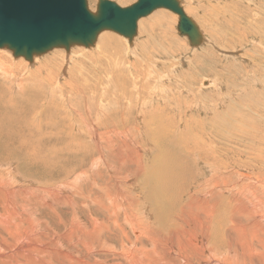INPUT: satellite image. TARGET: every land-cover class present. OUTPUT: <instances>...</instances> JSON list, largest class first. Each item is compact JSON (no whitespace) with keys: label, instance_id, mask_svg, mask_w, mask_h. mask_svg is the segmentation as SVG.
I'll list each match as a JSON object with an SVG mask.
<instances>
[{"label":"bare ground","instance_id":"obj_1","mask_svg":"<svg viewBox=\"0 0 264 264\" xmlns=\"http://www.w3.org/2000/svg\"><path fill=\"white\" fill-rule=\"evenodd\" d=\"M246 1L249 2L250 5L255 6V9H253V13L248 11L247 15L245 10L240 11L242 20L240 17L239 19L237 18V30L233 29L236 30V34L240 38V40H238L239 46L242 47L246 45L244 40L250 38L249 41H254L258 44L252 46L256 48L264 47V35L261 32L262 30L258 27L259 24H262L264 15L261 20L259 16L261 14L259 13L258 15L256 9L260 8V5L263 4L260 3L259 0H257V3L255 0ZM199 2L201 1L197 0L198 5L203 4ZM206 2H204L202 7L205 6V10H208ZM211 2H213L212 7L217 11V14L220 12L215 6L219 3L221 4L219 6L220 11H229V9L223 8H230V10L237 11V5L231 4L229 7L230 4H227L229 2H226V0H211L210 3ZM257 5L259 6L257 7ZM247 7L248 9H251L249 6ZM198 10L197 7L193 8V13L196 14L195 11ZM205 10L202 11L203 16L200 17L203 24L207 18ZM210 13L211 12H209V14ZM156 16V22L162 19L158 18V15ZM230 16L231 15H229V17ZM204 25L207 26L208 23ZM235 25L236 24H231V30L232 28H235ZM248 27L249 29H247ZM208 34L209 33H207V35ZM236 34L231 31L232 36H236ZM115 36L108 33L101 35L99 39L105 43L98 42V51L110 52L112 39H114ZM213 38H216L215 35H213ZM119 40L117 41V44H120ZM206 41L207 39L204 38L202 43H205ZM234 42V39H232L231 44ZM144 49H147V47ZM131 51L135 52L136 50L135 48L130 49L128 53H131ZM6 52H9L6 51V48H0V79L4 82L10 83L9 86L11 88V93L16 96H23L25 94L31 95L30 92L32 91L27 92L25 90L28 82L23 78L22 75L24 74L33 76L34 80L40 85V90L37 91L41 93L44 92L47 95V98H44L45 101L49 100L51 96L59 97L60 93L59 95L57 94L58 90L60 92V90L67 85H69V93L70 90L74 93L81 92V87L75 80L80 79L81 72H89L91 69L90 67L87 68L86 64L84 65L82 63V66L80 63L73 62L72 54L71 52L69 53V51L66 53L67 55L63 54L62 51L53 52L52 56L56 60L55 64H61L59 74H57V67H49L48 69H40L39 65L35 67V64H37L40 58H34L27 66L24 65V59H22V64L17 65V60H20L21 57H16L15 60H12L9 57L10 55L8 56ZM93 54L96 56L100 55L97 52L89 53V59H96V64L92 65H95V68L105 66V64H97L100 62L101 56L92 57ZM82 55L86 56L84 53H82ZM121 55H123V53H121ZM145 55L146 57L149 56L147 52ZM11 57L13 58L12 54ZM102 57H104L105 60L107 59V56L102 55ZM254 60L258 61L259 58H255ZM121 61H124L123 57H121ZM130 62H127V64H132ZM260 63L262 65L261 61ZM69 64L73 65L70 67ZM133 64H137V62H133ZM199 71L202 73L205 71V68L201 66ZM253 71L256 74L259 69L254 68ZM16 74H20L19 77H17ZM217 75L220 76V74ZM165 77H167V75H161L157 82H154L147 87L144 82L150 78L149 73L144 75L141 84L139 86L137 85V87L136 79L132 81L131 86H133L134 83L135 89H137L139 95L142 97L137 104L139 111L138 116L145 110L146 106L152 105L153 100H163L164 96H166V92L169 93L170 90L161 85L162 81H166ZM67 79L69 80L66 81ZM177 81L180 82L181 80ZM213 81L214 80H212V82ZM191 83L192 81L189 85ZM204 84L208 86V81H204ZM210 86L211 85L209 84V87ZM150 87H153L152 93L149 92ZM183 87L186 88L185 93H187L188 96H192V104L194 103V105L188 104L189 110L202 108L206 105V103L203 105V102L205 101H203V98L199 93H195L196 91L194 92L186 86ZM245 89L248 90L246 87ZM37 91H35V93L33 92V95H31L32 98L35 99V102L34 100L31 101L32 99L29 101L37 103L36 100L39 97ZM191 91L194 93L190 94ZM143 93L149 94L148 96L151 99L147 100V96L144 97ZM135 96L138 99V96ZM174 99L176 100L177 98L174 97ZM9 100L11 103H9ZM21 100L23 99H20V101ZM59 100L63 104H66L67 102V99L62 96L59 97ZM178 101L179 100L176 101V108L183 113L184 110H182V108L185 107V105L180 104ZM5 103L9 108L11 105L17 107L19 102L17 100L15 103V100L10 97ZM51 105L52 102L48 104L44 102L42 107L43 112H36L34 117L30 119V122L36 125L39 113L41 112V114H44V112H47L45 126L48 129L53 130L55 122L52 115V111L54 110ZM68 106L69 109H72L71 104ZM97 117L98 119L95 121L98 123H101L102 120L106 118L104 112H99V116ZM161 118L162 117L152 118L149 116L148 124L150 121L158 119V123H155L159 125L162 123L160 121ZM168 119H171V117ZM101 124L105 125L106 122ZM89 125L90 126L87 130L90 132L91 138L88 141L89 143L90 141L94 142L95 146L93 147L96 148L98 153V158L93 163L92 170L99 169L101 165L108 166L109 168L107 167V169H110L112 172L117 169V167L114 169L113 165L105 164V161L103 162L104 156L106 159V148H108L109 152L113 154L111 157H114L116 162H120L118 165H122L123 168L127 166L134 167V172L131 171L132 175H135L144 168L139 160V158H141L139 152L132 149L133 144L130 146L127 145V143H134V139L132 138H135V135L132 132L121 133V131L116 132L113 129L106 131L103 134L106 136V138H104L101 134H98L95 131V124L92 123ZM12 126L13 124L6 120V130H12L15 133L14 137L11 135L5 136L6 139L9 140V138L21 137L23 136V133L28 131L32 133L30 138L32 141L34 136V131L32 129L26 128L22 124L21 127H19L20 131H18ZM67 126L71 129L70 124L66 125V127ZM240 126L242 127V125ZM229 128L231 127L223 128L222 126V129L220 128L225 139H227L226 134H229ZM161 130L162 129H159V131ZM235 130H233L234 133L229 130L230 135H234L232 137L234 140H240L242 142L250 140V138H246L247 136H244L240 131L238 133V131ZM162 132L164 131L162 130ZM160 133L159 136H161ZM128 135H130V137L132 136V138L130 139ZM250 136L252 138L255 135L252 134ZM66 137L75 141V136L73 138L68 134ZM170 138L171 137L168 133L167 140L170 141ZM228 141L229 139L226 140V144L229 143ZM24 144H26V140H24ZM201 144H204L203 141ZM164 145H167V143H162V150L160 152L158 151V155L155 156L157 160L154 159L153 168H151L152 173L148 175V178L146 176V183L142 180L145 185H142V190H139L138 192V194L141 193V195H139L141 197H139L134 190V192L131 190L132 193H127V188H123L120 185L121 180L124 182L131 181L129 177L130 174L123 177L120 173L123 168L119 171L120 177L116 175V177L111 176L112 182H107L105 180L103 184L96 183L93 179H91V181L87 180L88 177H85L81 171H77L78 173H76L72 179H69L70 175L68 174H70V171L68 169H72V171L76 170V167L72 168L73 165L71 163L72 167L65 169L67 171L65 178L63 177L57 180L56 178L58 176L55 172L57 166H59L57 164L67 160L69 156L61 157L56 155L55 152L48 150V154L43 155L41 158L39 157V160L31 161V159L26 160L21 155L23 152L18 153L11 150H8V152L6 150L3 152L1 151L3 156H0V264H264V155L262 154L263 158H261L260 154L262 151L259 155L258 151L257 153L253 152L254 156L262 160V163L260 164H263V166H261L262 169L260 171H256L254 167L250 165V161L248 160H231L232 162H229V157H227L229 163H226L222 160V157H215L217 151L215 153L201 154L200 156H206L202 157V160L199 158L200 160L196 161L204 166L205 170H202L204 175L203 177L200 175L199 184L191 188L193 192L187 199L190 203L184 206L181 203L183 201L182 199H184V193L180 190L184 189L185 184L190 185V183H192L191 178L193 177V174L187 173V171H182V174L177 172L175 163L178 162L179 164L180 160L174 159ZM5 146L7 147V144H5ZM80 146L81 145H74L71 142L67 143L64 141V147L66 150H69V152H71L70 150L77 152L83 150L79 149ZM136 146H138V143H135V147ZM160 146L157 149H159ZM197 146L201 150L205 147L204 145L201 146L199 144ZM31 149L32 148H28L25 149V151L30 152ZM226 149L228 151L223 153H232V155L239 150ZM9 152L15 156L13 164L9 162L11 161V154ZM5 153L10 160L5 157ZM243 154L250 155V151L247 149L243 150ZM144 161L146 162V160ZM163 173L165 174V183L164 180H162ZM184 175L190 178L189 183L183 179ZM22 179L24 181H22ZM113 181H115V188L114 190L112 188V193L110 191V186ZM77 182L84 184L83 187L80 188V185H78ZM253 182L258 185L260 193H256L253 189ZM88 183H90V185L85 187ZM134 186L135 185L131 186V189L134 188ZM190 187L191 186L185 188L183 191L189 190ZM101 188H104L103 192V189ZM84 189L87 191V193L85 192V195L83 194ZM95 193H97V197L91 196ZM134 194L138 197L135 195V198V196H133ZM160 196L162 197V206L157 202ZM72 197L84 198L85 202L82 200H74ZM142 197H146L147 200L152 199L155 205L151 211L154 212V215H152L151 212L147 215L145 214L144 210H147L148 202H146V200L143 201L141 199ZM179 200L182 201L180 202ZM128 201L131 203L127 204ZM145 204L146 206H144ZM93 206L97 207L92 209ZM56 224L61 226V232L55 227ZM66 246L68 247L66 248ZM79 246L82 248V251H84L83 256L77 253V248Z\"/></svg>","mask_w":264,"mask_h":264},{"label":"rangeland","instance_id":"obj_2","mask_svg":"<svg viewBox=\"0 0 264 264\" xmlns=\"http://www.w3.org/2000/svg\"><path fill=\"white\" fill-rule=\"evenodd\" d=\"M86 1L88 3L89 9L91 11H94L97 0H86ZM110 1L115 2L120 7H127L133 4L134 2H136V0H110ZM199 1H201L199 3L204 4V2H206L207 0L206 1L199 0ZM208 1L206 2V6L208 5V10H205V6L202 7L203 4L198 5L197 0H192V1L180 0L184 12L195 21L200 31L202 32L204 38L207 39L205 43H202L197 48H192L187 38L179 35L176 29L178 18L175 14L167 10H157L154 13H152L150 16L141 19L138 22L137 35L135 39L132 41V44L130 45L125 38L115 33L106 31L98 35L99 37H97L95 46L91 48H84L81 46L71 47L69 49V53L71 52L72 54V61L80 64L83 63L84 65L86 64V67L87 68L90 67L91 69L89 68L90 69L89 72H81L80 79L75 80L80 85L81 92L74 93L70 90L69 93L68 92L69 85L65 86L62 90H60V92L58 90L57 94L59 95L60 93V96L67 99L66 104H63L59 100L60 96L59 97L51 96L49 100L45 101L44 98H47V95L44 92L41 93L37 91L40 90V85L34 80L33 76H30L28 74L22 75L25 81L28 82V85L26 86L25 90L27 92L32 91L30 92L31 95H33V92L35 93V91L38 92L39 97L36 100L37 103H34L35 99H33L32 96L29 94L28 95L25 94L26 96L23 95L24 97L13 95L11 93V88L9 86L10 83L4 82L0 79V95H1L0 96V146H2L0 147V156H3L1 154L3 151L6 150L8 152V150H11L18 153L23 152L21 155L26 160L31 159V161H35V160H39L43 155L48 154V150H51L55 152V154L58 156L61 157L69 156L67 160L61 162L60 164L59 163L57 164L59 165L55 170L56 175L58 176L56 178L57 180L59 178L60 179L63 177L65 178L67 172L65 169L71 168L73 165L72 168L76 167V170L72 171V169H68L70 171L69 172L70 174H68L70 175L69 179H72L76 173L81 171V173L85 175V177H88L87 180L91 181V179H93L96 181V183L104 184L105 180L107 182L108 181L112 182L111 176L120 177L119 171L123 168V166L118 165L120 164V162H116L115 158L111 157L113 154L109 152L108 148H106L105 149V152H107L106 159L104 156L103 162L105 161V164L113 165L114 169L116 167L117 169H115V171L112 172L110 171V169H107L108 166L106 167L101 165L99 169L92 170L93 163L98 158V153L96 148L93 147L95 146L94 142L90 141L89 143L88 141L91 138V134L87 130V128H89L90 126L89 124L92 123L95 124L94 127L95 131L98 134H101L102 137L104 138H106V136H104L103 134L106 131H110L113 129L116 132L121 131V133L132 132L135 135V138L134 137L132 138V136L130 137V135L128 136L130 137V139L131 138L134 139V143L131 144L127 143V145L130 146L133 144L132 149L139 152V155L142 158V159L139 158V160L141 165L144 166V168L141 170L142 172L140 171L141 173L138 172L135 175L131 174L132 172H134L133 166L130 167L127 166L123 168L120 171V173L123 175V177L128 176L130 174L129 177L131 181L124 182L123 180H121L120 185L123 188L125 187L127 188L128 190L127 193H132L131 190L132 191L134 190L138 194L139 190H142V185H145L146 183V176L148 178L149 177L148 175L152 173L151 168H153L152 167L153 162L157 160L155 156H157L158 153L162 150L161 147L163 148L162 143L163 144L167 143V145H164L166 150L170 153L172 157H174V159L180 160L179 164L178 162L175 163V168L177 167L176 168L177 172L181 173L182 171L183 172L187 171V173L193 174V177L191 176L192 183H190V185L185 184L184 187L185 189L191 186L189 190L187 191H183L184 189L180 190L181 192L184 193L183 194L184 199L181 198L183 201L182 200H181L182 202L180 200L179 201L184 206L190 203L188 202L187 199L190 196V194H192L193 192L191 188L199 184L200 175L202 177L204 175L202 172V170H205L204 166L200 164V162H197L200 159L202 160L203 159L202 157L206 156V155L200 156L203 153L209 154L211 152L215 153L217 151L215 153L217 154L215 157H222V160H224L226 163L232 162L234 160L236 161L248 160L250 161V165L253 166L256 171H260L262 169L261 166H263V164H260L262 163V160L254 156L253 152L257 153L258 151V155H259V153L262 151L260 154H261V158H263L262 154L264 155V136H263L264 135V47L256 48L252 46L258 44L254 41H249L250 38L247 37H246L247 40H244V43L246 45L240 47L238 42L240 38L236 34V30H237L236 26L238 23L237 20L239 19V17L242 20L240 11L245 10L246 15L248 14V11L253 13L254 11L253 9H255V6L250 5V3L247 2L246 0H226V2H229L227 4H230L229 7L231 6V4L237 5V11L230 10V8H223V9H229V11L228 10H224V12L220 11L219 6L221 4L216 3L218 5H216L215 8L220 12L217 14V11L212 7L213 2L210 3L211 0ZM259 1L263 5H260L261 7L256 9L258 11L257 12L258 15L259 13L261 14L259 16L262 20L264 15V8H263L264 0H259ZM255 2L257 3V0H255ZM247 6H249L251 9H248ZM258 6L259 5H257V7ZM196 7L199 10L195 11L196 14H194L193 8ZM203 10L206 11L205 15L207 16V18L204 24L208 23L207 26L203 24V21L200 18L201 16H203V12H202ZM209 12H211L210 13L211 16ZM156 15H158V18H162L158 22H156L155 20V18L157 17ZM229 15L231 16L229 17ZM211 21H212V26H211ZM231 24L233 25L236 24L235 28H232V30H231ZM209 27L210 30L213 32L209 30ZM258 27L260 30H262L261 32L264 35V20L262 24H259ZM247 29H249V27ZM231 31L232 33L236 34V36H232ZM105 33H108L113 36L116 35L115 38L112 39V46L110 47V52L98 51L99 49L98 42L105 43L101 41L99 38L101 37V35H104ZM207 33L209 34L207 35ZM212 34L215 35L216 38H213ZM230 39L231 40L234 39L235 44L234 43L231 44ZM118 40L120 44H117ZM145 47H147V49H144ZM133 48H135L136 51L135 52L131 51V53H128V51ZM6 51L9 50L6 49ZM56 51H62L63 54L67 55L66 54L67 52L64 49H54L52 51L47 52L44 55L34 57V58H40L37 64H35V67L38 65L40 69L57 67L58 69L57 74H59L61 64H55L56 60L52 56L53 52ZM72 51H75L77 53ZM93 52L95 53L97 52L100 55L96 56L95 54H93L92 57L101 56L100 62L97 64H105V66L95 68V65H92V64H96L95 61L96 59L94 58L89 59L88 55L89 53H93ZM146 52L149 55L148 57H146L145 55ZM6 53L8 56L10 55L9 57L12 60H15L14 57L13 58L11 57L12 53L10 51ZM82 53L86 54V56L82 55ZM121 53H123V55H121ZM102 55L107 56L106 57L107 61L105 60L104 57H102ZM121 57H123L124 61H121ZM255 58H259V60L261 58L260 61L262 62V65L259 60L258 61L254 60ZM22 59L24 58L21 57L20 60H17V65L22 64L21 61ZM23 61H24V65L26 66L30 63L25 59ZM127 62H130L132 64H127ZM133 62H137V64H133ZM69 65L71 67L73 64H69ZM201 66L205 68V71H203L202 73L199 71V68ZM254 68L259 69L258 71L259 73L256 72L255 74L253 71ZM147 73H149L150 78L144 82L146 87L152 85L154 82H157L159 77L165 74L167 75V77H165L166 81H162L161 85L170 91L169 93L166 92L167 97L164 96L163 100H158V101L153 100L152 105L146 106L145 110L138 116L139 111L137 104L139 103L142 97L139 95L137 89H135L134 83L133 86H131V83L134 79H136V83H137L136 87L137 85L139 86L142 82V79L144 78V75ZM217 74H220V76H218ZM19 75L20 74H16L17 77H19ZM68 80L69 79H67L66 81ZM177 80H181V81L179 82ZM212 80L214 81L212 82ZM191 81L192 83L189 85ZM204 81H208V86L204 84ZM209 84L211 85L210 87ZM203 85H205L206 87ZM183 86L192 89L194 92L196 91L195 93H199L202 96L203 101H205L203 102V105L205 103L206 105L202 108H195L194 110L193 109L189 110L188 104H192V96L190 95L188 96V94L185 93L186 88ZM244 86L248 88V90L245 89ZM149 92L151 93L153 92V87L149 88ZM194 92L191 91L190 94ZM135 95L138 96V99L136 98ZM148 95L149 94L147 93H143V96L144 97L147 96V100H150L151 98ZM10 97L13 98V100H15V103L18 100L19 103L17 107L11 105L8 108L6 106L5 101L7 99H10ZM174 97L177 99L175 100ZM20 99L23 100L20 101ZM29 100L31 101L34 100V102H31ZM177 100H179L178 102L180 104L185 105L186 107V108L185 107L182 108V110H184L183 113L180 112L179 109L177 110L176 108ZM44 102L47 104L52 102L51 107L54 110L52 111V115L55 122V126L53 130L48 129L45 126V122L47 121V115H46L47 112L46 113L44 112L45 115L41 114V112H43L42 107ZM9 103H11L10 100ZM68 103L72 105V109H69ZM192 105H194V103ZM259 110L262 111L260 112ZM38 111L41 112L38 115V120L36 122L37 126H36L35 124L30 122V119L33 118L36 112ZM99 112H104V116L106 118L102 120L101 123L106 122L105 125L95 121L96 119H98L97 116H99ZM149 116H151L152 118L162 117L160 120L162 123L157 125L158 119H155L154 121H150L148 124ZM169 117H171V119H168ZM6 120L13 124L15 130L20 131L19 127H21L22 124L24 125V127L32 129L34 131V136L32 138V141L30 140L32 133L28 131L23 133V136L21 137L9 138V140L6 139L5 136H9V135L13 137L15 136V133L12 130L11 131L6 130ZM68 124H70L71 129L68 128V126L66 127V125ZM240 125H242V127ZM222 126L223 128L231 127L229 128V130L230 132L232 131V133H234L233 130L236 129L235 131H238V133L240 131L242 134H244V136H247L246 138H250V140L248 141L245 140L244 141L245 143L240 140H234L232 138L234 135L231 136L229 130H228L229 134H226L227 139H225L221 133ZM159 129H162L164 132H162V130L159 131ZM158 132L159 133L161 132L160 133L161 136H159ZM168 133L171 137L170 141L167 140ZM68 134H70L73 138L75 136V141L74 140L72 141L70 138L66 137ZM252 134L255 136L251 138L250 135ZM228 139H229L228 141L229 143L226 144L227 143L226 140ZM24 140H26V144H24ZM64 141H66L67 143L71 142L74 145H81L79 149L80 150L83 149V150L81 151L78 150L79 152L70 150L71 152H69V150H66L64 147ZM202 141L204 144H201ZM135 143H138V146L135 147ZM5 144H7V147L5 146ZM198 144L201 146L203 145L205 146L203 147V150H201L197 146ZM158 145L159 146L161 145L159 149H157L159 147ZM28 148H32L30 152L25 151V149ZM226 148H229L231 150H238V149L239 150L236 153H233V155L232 153L225 154L223 152L228 151ZM246 149L250 151V155L243 154V150ZM240 151L242 152V155ZM5 157L10 160L7 154ZM10 157H11V161L9 162L13 164L15 160L14 158L15 156L11 154ZM227 157H229L230 160L229 162ZM144 160H146L147 163ZM183 177L185 181H187L188 183L190 182L189 177H187L186 175H184ZM134 179L135 180L138 179V180L135 181ZM142 180L145 181V183ZM162 180H164L165 183L164 173L162 176ZM22 181L24 180L22 179ZM77 184L80 185L79 186L80 188L83 187L84 185L81 182H77ZM89 185L90 183L85 185V187H88ZM133 185H135L136 187L134 186V188L131 189V186ZM252 186L256 193H260V190H258V185L255 184V182H253ZM110 187H111L110 191L113 193L112 188L114 190L115 181H113ZM101 189H103L102 190L103 192L104 188ZM85 192L87 193V191L84 189L83 190L84 195L86 194ZM97 193L92 194L91 196L97 197L98 196ZM135 195L136 194H134L133 196ZM139 195H141V193H139L138 196ZM72 198L74 200H78V201L82 200L85 202L84 198H78V197H72ZM141 199L143 201L146 200V202H148L147 203L148 211L144 210L145 214L147 215L149 214V212H151V214L154 215V212L151 211V209L154 208L155 205L152 199L147 200L146 197H142ZM161 199L162 197L160 196L159 200H157L160 206L163 205ZM128 203L131 202L128 201L127 204ZM144 206H146V204ZM96 207L97 206H93L92 209H95ZM55 227H57L59 232H61L60 225L56 224ZM67 247L68 246H66V248ZM78 248H77V253L83 256L84 251H82V248L80 246Z\"/></svg>","mask_w":264,"mask_h":264},{"label":"water","instance_id":"obj_3","mask_svg":"<svg viewBox=\"0 0 264 264\" xmlns=\"http://www.w3.org/2000/svg\"><path fill=\"white\" fill-rule=\"evenodd\" d=\"M157 10L177 16V32L192 48L202 44L203 35L180 0H136L127 7L97 0L94 11L86 0H0V48L31 62L54 49L91 48L106 31L125 38L130 45L138 22Z\"/></svg>","mask_w":264,"mask_h":264}]
</instances>
